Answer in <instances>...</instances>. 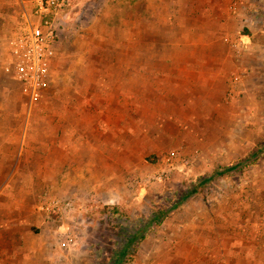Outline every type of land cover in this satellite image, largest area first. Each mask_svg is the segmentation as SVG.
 <instances>
[{
    "label": "rangeland",
    "instance_id": "rangeland-1",
    "mask_svg": "<svg viewBox=\"0 0 264 264\" xmlns=\"http://www.w3.org/2000/svg\"><path fill=\"white\" fill-rule=\"evenodd\" d=\"M25 1L22 11L0 0V138L9 139L0 142V173L18 134L27 155L17 153L10 170L24 168L44 137H57L62 147L45 154L61 164L42 196L75 201L78 242L56 248L61 222L41 210L53 264H107L121 229L171 200L181 202L121 264H264V0L245 4L240 15L224 10V0H191L186 11L183 0H70L57 19L54 88L40 99L6 70L10 42L37 7L38 0ZM174 13L192 30L208 21V36L173 39L187 43L194 61L185 72L193 84L179 92L152 86L158 73L137 69L140 59L166 49L162 29L172 27ZM224 20L237 31L220 38ZM224 167L231 170L214 174Z\"/></svg>",
    "mask_w": 264,
    "mask_h": 264
},
{
    "label": "crops",
    "instance_id": "crops-1",
    "mask_svg": "<svg viewBox=\"0 0 264 264\" xmlns=\"http://www.w3.org/2000/svg\"><path fill=\"white\" fill-rule=\"evenodd\" d=\"M14 1L21 5L22 11H26L29 8L27 5L28 3L25 0ZM190 1L191 0H183V3H181L183 4L182 6L185 9L184 11H186V5L190 4ZM197 1L199 3L207 4V0H194V2L196 3ZM252 1L253 0H239L237 11H232L229 8L230 0H224V10L230 11V13L232 14L238 13V15H240L242 13L244 5L251 4ZM171 5H176V3H172ZM172 15L173 19L172 17H169L170 22L173 23L172 27L168 29H162V32L167 33L165 37L167 39V41L165 39L167 43L166 49H162L159 54H156L152 51V54L149 56V58H145L146 61H144V59H140L137 63V65L139 66L137 67V69L151 71L153 74L158 73L159 78L149 79L148 82H151L152 86L159 87L161 82L162 86H165L166 84L167 86H172L171 89H173V87H176V89H173V91L175 92V90L177 91V89L181 88L182 86L185 87L187 85L193 84V82L187 81L189 74H185V72H187L188 70L189 63L190 61H193V58H190V55L192 53H189L190 48H187L188 46L186 42L176 43L173 39L176 37L189 39L191 37L196 36H208L205 33L204 27V24L208 23V21L206 19H202L199 24H194V26H198L199 29L194 28L192 30V27L190 28L188 24H185V19L183 15L180 16L176 13ZM184 15H186L185 12ZM32 16L33 13H29L26 15L27 18H31ZM61 16L64 17L65 15L61 13ZM228 24H231L228 22V20H224L221 22L220 28L222 29L218 31V36L220 38H226L225 36L227 35V32L229 33L231 31L230 33H233L234 31H237V28H233L231 25ZM21 28H23V26H21ZM197 30L198 32H202V34L197 35ZM223 31L225 33L220 34ZM153 32L157 34L159 30L157 31V33L156 29ZM153 32L152 37L154 36ZM214 34L215 31L212 33V35ZM206 50L212 51L210 53L214 54V51L216 49L214 46L209 45L206 47ZM180 52H183V54ZM176 53L177 55H175ZM210 53H207L208 56ZM55 58L56 53L51 63L50 75L47 79L48 87L40 98L47 96L48 93L54 88L55 73L53 68V62ZM150 59L151 62L147 63L149 64L147 65L146 62L148 60L150 61ZM10 60H12V55L8 59V62ZM248 63L252 66H255L254 63ZM239 65L240 63L237 65L236 68H238ZM204 68L206 70L205 72L210 75V68ZM262 68L264 69V65ZM190 74L196 78H198L200 75L203 77H207L205 75L206 73L204 72L198 73L193 71L190 72ZM142 75H144L143 71ZM11 77L14 78V80L18 83L19 86L21 85L29 93L28 89L21 83V81H19L13 75ZM207 79L209 78L207 77ZM139 80L141 81L137 85L141 87L143 91V87L146 85L144 84V77L143 80ZM195 84L198 83L195 82ZM177 92H179V90ZM29 96L31 99H33L30 93ZM51 134L52 133H50V135ZM5 135L7 134L2 135V138H0V142L2 140L5 143L9 140L5 137ZM23 138L24 136H19V134L17 135V137H15V147H17V150L16 152L12 153L13 156L12 154L10 155L11 160L16 157L17 153H19L18 156L20 158L23 154H25V150L27 149V147L24 148V152L21 150L22 146H24L25 144V140ZM26 138L27 140H29L28 137ZM40 142L41 143L36 148L37 150H30L31 156H27L25 157V160H23L22 163L25 165L24 168L23 166H19L17 163V167H14L12 168V170H10L12 164L10 163L11 160H8V164H10L7 165L8 171L5 173H0V182L3 183L2 185L0 184V205L2 206V208H0V264H53L54 260H56L52 258L51 253L48 251L49 249H52L51 246L54 245V243L46 239L45 235H43L44 232L41 228L42 226L44 227L42 219H44L45 217L44 213L40 209V204L43 194L42 192L47 186L45 184L46 181L49 180V182H51V184L53 185V181H55L54 176H49L55 175L58 170L57 165L61 164L56 162L58 161L57 157L52 158L47 156L45 153L49 147V149L53 152L54 150L59 149L62 146L60 144L58 145L57 137L55 135L44 137L43 141L40 140ZM77 145L79 150L78 140ZM51 168L52 171L48 173V170ZM77 172L79 174V170H77Z\"/></svg>",
    "mask_w": 264,
    "mask_h": 264
},
{
    "label": "built area",
    "instance_id": "built-area-1",
    "mask_svg": "<svg viewBox=\"0 0 264 264\" xmlns=\"http://www.w3.org/2000/svg\"><path fill=\"white\" fill-rule=\"evenodd\" d=\"M238 1L230 0V10L237 11ZM69 5L70 0H38L33 16L26 18L24 27L11 41L12 60L7 63L6 70L21 81L33 99L40 98L48 87L47 79L59 36L57 19ZM173 154L167 156L168 161ZM40 209L61 222L56 235L57 247L61 250L73 249L78 242L75 201L45 193ZM67 223L73 224V230L67 227Z\"/></svg>",
    "mask_w": 264,
    "mask_h": 264
},
{
    "label": "trees",
    "instance_id": "trees-1",
    "mask_svg": "<svg viewBox=\"0 0 264 264\" xmlns=\"http://www.w3.org/2000/svg\"><path fill=\"white\" fill-rule=\"evenodd\" d=\"M231 170L230 167H224L221 169V171H217L214 174H222L224 172H229ZM211 176H214L213 174ZM206 181V180H205ZM197 185L192 188V190L187 191L181 195L182 199H186L196 192ZM181 201H169L168 205L159 207L158 209L152 211L147 217H144V219L141 217L140 219V225H137L136 227L134 225L126 228L121 229L122 233L121 235H118L117 238H121V236H124V239L119 240L120 244H118L115 247V250L107 264H121L122 262H128L134 257L135 249L138 243L142 241L150 228H152L153 225H158L169 216L170 209H173L179 205ZM113 215L119 216V213L116 211H111Z\"/></svg>",
    "mask_w": 264,
    "mask_h": 264
}]
</instances>
